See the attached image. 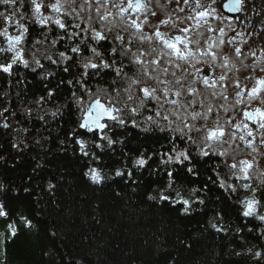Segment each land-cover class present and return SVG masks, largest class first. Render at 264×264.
I'll return each mask as SVG.
<instances>
[{
  "label": "clouds",
  "instance_id": "1",
  "mask_svg": "<svg viewBox=\"0 0 264 264\" xmlns=\"http://www.w3.org/2000/svg\"><path fill=\"white\" fill-rule=\"evenodd\" d=\"M35 2L37 0H0V6H3L0 7V21L10 16L24 39L28 33L25 20L32 24L49 25L39 32V39L33 37L32 43L26 48L28 58L19 62L17 60L20 49L25 47L23 43L11 57L12 64H23L25 69L36 74L35 79L42 83L43 89H47L43 94L37 92L30 96L28 85L24 82L27 80L28 84H33L34 80L28 79L25 72L12 74L19 75L20 80L12 85L14 91L5 89L0 92V98L10 105L13 94L19 97L18 107L12 116L15 117L19 111L23 119L29 122L28 127H23L20 121L13 120L17 125L15 131L26 133L33 120L40 121L41 127L31 139L34 146L47 151L50 145L43 141H50L51 137L40 133L47 126L55 125L48 127L47 131L59 137L57 143L60 147L56 150L61 154L69 151L74 158L77 152L83 153L87 158V167L82 176L94 188L112 183L127 173L123 183L128 185L129 180L132 181V186L128 188L131 193H138V185L143 184L148 177L156 181L144 196L148 205L161 208L165 199H169L170 207L182 202L184 206L178 210L181 217L203 214L206 207H214V213H209L199 228L204 230L203 234L209 231L215 233L217 244L195 257L193 264H223L224 259L241 258L246 264H264V128L259 122L254 127L250 126L248 117L244 115L246 108H264V95L253 91L244 94L247 77L239 75L251 69L252 79L247 82L253 85L251 90L254 89L257 76L264 79V52L248 64L246 61L251 53L245 52L241 56L238 47L234 51L231 48L228 52L224 51V36L219 35L218 29L213 35L209 31L212 25L205 23L208 19L200 17L198 20L196 16L199 10L206 7L211 9L214 0H199V3L197 0H191L190 3L186 0L185 6L190 10L188 17H177L175 10L168 12L167 3L161 5L160 0H145L143 7L138 8L143 12L142 17L148 16L154 14L152 5L155 3L165 16L171 15L180 22L188 19L193 47L189 49L186 46L183 49L186 56L177 54L170 47L169 40L176 39L175 33L179 31L176 23L167 26L169 40L161 41L154 32L157 25L141 19L140 23L148 29L142 30L133 23L122 10L126 8V0H111V6L108 0L103 3L100 0H38L46 9H50L47 14L36 10ZM26 4L30 7L28 11H23ZM56 4H59V10L52 7ZM133 7L137 8L135 5ZM180 10L183 11V8ZM52 24L57 28L55 36L51 35ZM3 35L8 36L6 27ZM65 36L68 44L62 50L57 45ZM104 41H107L108 46L104 45ZM235 42L236 38L229 39V44L235 46ZM11 47L10 43L6 48L0 47L3 50L0 53ZM0 63L3 61L0 60ZM205 68L213 75H205L201 71ZM237 80L239 85L236 84ZM53 84L55 87H49ZM143 89L148 90L147 94ZM98 98L119 109L117 119L108 122L107 131L99 140L79 131L84 112L88 110L90 102ZM4 111L7 109H0V117H4ZM65 120L69 121L66 138L61 134ZM57 121H60L58 125ZM4 127L9 125L5 124ZM129 129H134L140 139L156 136L164 139L154 152H149L147 147L136 153L129 152L126 151V141L133 135ZM216 129H223L224 134L217 132L210 136V130ZM17 143L29 147L23 137ZM76 145H79L78 150ZM164 147L167 151L161 154L160 150ZM73 148L74 152L71 151ZM118 149L123 152V156L117 153ZM154 154L158 156V162L149 166L148 162L153 160ZM107 156H112L119 163L107 167ZM205 158L211 161L206 167H211L217 178L211 180L205 173L207 179L218 189H223V195L235 207L236 214L230 213L228 218L218 204L206 206V201L211 198L208 185L202 188L199 184L190 183V178L195 180L200 177L202 169L199 163H203ZM242 161L250 162L251 167L248 168ZM81 163H84L83 159ZM233 164L236 166L232 167ZM42 166V163L38 164V167ZM133 169L137 172L135 177L132 176ZM93 170L98 171L94 173ZM233 177L238 179L233 181ZM5 189L6 185L0 180V193ZM55 189L56 184L49 179L45 191L55 197ZM113 191L117 197L126 195L115 185ZM215 199L220 201L221 197L216 195ZM251 201H255V204L249 210L248 203ZM131 202L139 204L136 197ZM125 203L129 201L125 200ZM5 204L6 201L0 198V249L6 239L11 243L21 230L39 231L25 209L21 208L13 215L12 209L6 208ZM37 207L41 205L37 204ZM142 211H148L147 206ZM36 214L40 215L39 212ZM195 227L192 225L189 232ZM158 230L162 232L163 227ZM49 234L56 236L57 233L55 229H49ZM221 234L227 237L223 259L219 246ZM200 235L197 230L191 237L177 236L175 239L178 245L191 250L193 240ZM233 238L236 243L231 242ZM160 250L168 251L167 248ZM0 256H3L2 251ZM178 259L179 256H174L169 264H176ZM75 264H84V260L77 259Z\"/></svg>",
  "mask_w": 264,
  "mask_h": 264
},
{
  "label": "trees",
  "instance_id": "2",
  "mask_svg": "<svg viewBox=\"0 0 264 264\" xmlns=\"http://www.w3.org/2000/svg\"><path fill=\"white\" fill-rule=\"evenodd\" d=\"M100 2L103 3L104 0H100ZM174 2L175 0H160L161 5L167 3L168 12L175 10L177 17H188L185 11L182 13L176 11ZM108 3L111 6V0H108ZM29 7L26 4L23 11H28ZM152 8L154 14L143 17L142 11L136 13L130 10L125 13L133 21H138L139 26L137 27L142 30L148 29L145 24L140 23L141 19H144L147 23L157 25L154 32L159 36L157 34L158 26L167 19L151 22V17L165 16L164 12L159 10L155 3H153ZM48 11L50 9L42 8L43 14H47ZM165 17L168 18L167 26L176 23L177 25L191 27L188 19L180 22L171 15ZM24 23L28 28V33L23 41L25 47L22 49V54L24 58H28L29 53L26 48L32 43L33 37L39 39V32L44 31L49 25L32 24L27 20ZM68 23L71 24V21L69 20ZM7 25V20L0 21V34L5 27L7 28ZM50 26L53 28L51 35L55 36L57 28L54 24ZM81 27H84V25L81 24ZM7 29L14 32L17 28L11 22ZM75 42L73 41V43ZM103 43L108 46L107 41ZM66 44H68L67 36L59 42L57 47L63 50ZM201 44L203 45V40ZM185 47L180 48L181 53H184L183 49ZM187 47L191 49L193 46L190 43ZM202 48L201 51H203ZM229 49L227 46L224 51L228 52ZM13 55H15L14 52L0 53V60L3 61L0 64L10 63ZM241 56H243V53ZM254 59V56L250 55L246 63L251 64ZM160 62H163L162 58ZM42 63L44 62L42 61ZM18 72H25L28 79L34 80L33 84H28L27 80L24 82L28 85L30 96H34L37 92L43 94L44 91H47V89H43L42 83L35 79L36 74L25 69L23 64L18 63L13 65L11 73H5L0 69V92L5 89H9L10 92L14 91L12 85L20 80V76H13L12 74ZM250 72L251 69L247 73H239L240 76L247 77L245 84H248L247 81L252 79ZM258 72L259 69H257ZM249 75L250 78H248ZM9 81H11V84ZM49 87H55V85ZM65 89H67L66 85ZM248 90L247 93L250 94ZM23 95L22 92L21 96ZM18 100L19 97H15L13 94L9 105L0 98V109H7V111H4V117L7 118L6 124L9 125L8 128L2 126L5 125L2 123L4 117H0V158H2L0 159V180L6 185L4 192L0 193V198L6 201L5 207L11 208L13 215L21 208L25 209L30 219L38 226L39 231L25 232L21 230L11 243H8L6 239L3 248L0 249L3 252L0 264H69V261H71V264H75L76 260L81 258L84 260V264H169L174 256H179L176 264H193L195 257L201 256L205 250H210L216 246L215 233L209 231L207 234H203L204 230L199 228L200 223L204 222L207 215L214 213V207H206L203 214L197 213L193 217H181L178 210L184 206L182 202L170 207L169 199H165L163 201L164 206L161 208L148 205L144 200V196L150 190L151 185L156 182L151 180V177L145 179L143 184L138 185L140 189L138 193L128 192V188L132 186L131 180H129L128 185L123 183L127 173H125V177L117 178L116 181L105 184L101 188L90 186L82 176L87 167V158L84 157L83 153L77 152V156L74 158L73 155L69 154V151H64L61 154L60 151L56 150L60 147L57 143L59 137L47 131L48 127L55 125L47 126L44 132L40 133V135L46 134L51 137L50 141H43L44 144L50 145L47 151H42L38 146H34L31 139L37 135V129L41 127L40 121L33 120L30 130L26 133L15 131L17 125L13 123V120L20 121L23 127H28L29 124L26 119H23L22 113L19 111L16 112L15 117L12 116V112L18 107ZM26 101L27 97H25ZM59 123L60 121L56 122L57 125ZM68 123V120L64 121L65 127L61 133L65 138ZM79 131L82 134L93 135L98 140L102 139L103 133H87L80 129ZM129 131H132L133 135L126 141V151L133 153L144 147H147L149 152H154L164 139L160 136L140 139L134 129H129ZM21 137L29 147L25 148L24 143H17ZM73 139L75 138L73 137ZM181 144H183V141H181ZM65 147L67 146L65 145ZM76 148L78 150L79 145H76ZM71 151L74 152L75 148ZM164 151H167L166 147L160 150L161 154ZM117 153L123 156V152L119 149ZM97 154L99 155V153ZM81 159L84 160V163H81ZM107 159V167L119 163L112 156H107ZM157 162L158 156L154 154L153 160L148 163L151 166ZM194 162L199 163L198 161ZM41 163L43 166L38 167V164ZM210 163L211 161L208 158H205L203 163H199V168L202 169L200 177L195 180L190 178V183L199 184L202 188L208 185L211 198L206 201V206L218 204L225 217L228 218L230 213L236 214V210L234 206L229 204L227 197L223 195V189H218L211 183V180L217 178L212 173L211 167H206ZM145 172H147V168ZM205 173L211 177V180L207 179ZM172 174L175 176V173ZM136 175L137 172L133 169L132 176L135 177ZM49 179L56 184L55 197L50 196L45 191V184ZM232 179L235 181L238 178L233 177ZM137 184H139V180ZM113 185L120 188L126 195L117 197L113 191ZM26 189H30V191H26ZM216 195L221 197L220 201L215 199ZM34 197L43 198L34 199ZM133 197H136L139 204L131 202ZM125 200H128L129 203L126 204ZM37 204L41 207L38 208ZM144 206H147L148 211H142ZM37 212L40 215H37ZM237 219H239V216ZM248 222L249 224L252 223L251 220ZM192 225H196V227L189 232L188 229ZM161 226L163 227L162 232L158 230ZM49 229H55L56 236L50 235ZM197 230L201 235L198 239L193 240L191 250H186L183 246L178 245L175 239L177 236L182 238L191 237ZM248 235L251 236V234ZM225 241H227V237L221 234L219 241L221 259H223V250L227 247ZM231 242L236 243L235 238ZM163 248H167L168 251H161L160 249ZM45 253H48V255L45 256ZM223 264H246V262L243 258L224 259Z\"/></svg>",
  "mask_w": 264,
  "mask_h": 264
},
{
  "label": "rangeland",
  "instance_id": "3",
  "mask_svg": "<svg viewBox=\"0 0 264 264\" xmlns=\"http://www.w3.org/2000/svg\"><path fill=\"white\" fill-rule=\"evenodd\" d=\"M225 0H214V4L211 7V9L214 8V14L213 15H202V13H207L209 11V8H204L202 10H199L196 12L197 19L199 20L200 17H205L208 19V21H205V23L211 24L212 28L209 30L213 35L216 34L217 29L219 30V35L224 36L225 40V48L228 46V48L235 50L236 47L239 48L240 53L244 54L245 52L253 53L255 55L254 58L257 55H260L261 52H264V8L262 9V4L264 5V0H245L244 2L242 1V9H245L242 14H239L237 16H227L225 17L224 14L220 13V6ZM138 0H126L125 7L127 11H134V12H139L141 11L138 8L134 7H128L129 3L136 4ZM140 3H145V0H139ZM187 2H191V0H187ZM199 3V0H197ZM174 4L176 5V11H180V13L185 11V14H189V9L185 6L186 0H179V3H177V0H175ZM183 8V11L180 9ZM260 11H259V10ZM258 17V18H257ZM220 18V19H218ZM151 22L155 20H164L161 22V24L158 26L159 28L157 29L158 32L157 34L159 35L158 37L161 38L162 41L169 40V35L168 33V28H167V21L168 18L165 16H160V17H151ZM258 19V20H257ZM11 25V23L8 21L7 28ZM231 27V31H229V28ZM179 31L175 33L176 37H183V43L176 39H173V41L169 40V42H175L179 45V47H185L191 43V40L193 39L190 31L191 27H185L183 25H178ZM215 29V31H213ZM223 30V31H222ZM8 35L14 36L18 34V30L16 29L15 31L17 32H11L8 30ZM184 33H187L188 35L185 36ZM207 35V34H205ZM230 38H236L235 46L229 44V39ZM8 38L3 35V32L0 34V47H8L9 44H7ZM213 48H214V42H213ZM203 50V48H202ZM205 69H202V72H205ZM206 74L208 76H212L213 73L207 69ZM251 75V74H250ZM250 75L248 78H250ZM259 75L257 76V79H259ZM257 79L254 82L255 86L257 87ZM250 84H245L244 89L246 88L249 92H251V87L253 85ZM248 109V108H246ZM250 109V108H249ZM85 114V112H84ZM83 114V116H84ZM83 119V118H82ZM7 119L3 120V124H6ZM82 121V120H81ZM258 123L257 120H248V124L250 126H255ZM4 126V125H2ZM8 128V127H5ZM81 130V129H80ZM84 131V130H82ZM87 132V130L85 131ZM95 132H100V131H95ZM104 132L101 131L100 134ZM90 133V132H87ZM94 133V132H92ZM2 262V256H0V263Z\"/></svg>",
  "mask_w": 264,
  "mask_h": 264
},
{
  "label": "snow or ice",
  "instance_id": "4",
  "mask_svg": "<svg viewBox=\"0 0 264 264\" xmlns=\"http://www.w3.org/2000/svg\"><path fill=\"white\" fill-rule=\"evenodd\" d=\"M235 4H241L242 5V0H234ZM133 5H135L137 8L143 7V3H140L139 0L136 4H132L129 3L128 7H133ZM34 7L36 10H38L39 12H41V14H43L42 12V8H44L45 6L41 3L35 2ZM55 10H59V4L53 5L52 6ZM231 7V5H230ZM123 11L127 12V9L124 8L122 9ZM237 10H240L239 8ZM214 14V8L213 9H209V11L207 13H202V15H213ZM7 21H9L10 23L12 22L11 17H7L6 19ZM17 24H19V21L16 22ZM133 23H135L137 26H139L138 21H133ZM18 30V34L16 36H10L8 35V40L9 43L12 45V47L3 53H7V52H16V50L19 48V45L21 43H23L24 41V36L20 34V30L17 28ZM213 31H215V29H213ZM223 31V30H222ZM177 40L180 41L181 43H183L184 38L183 37H177ZM170 47L174 48L175 51L177 52V54H182V55H187V53H181L180 47L177 43L175 42H171L170 43ZM3 51V50H0ZM253 55H255L253 53ZM24 56L22 54V49H20L19 51V55L17 57L18 62L23 60ZM13 65L11 62L10 63H6V64H0V69H2L3 72L5 73H11L13 70ZM206 71L205 70V75H206ZM236 84L239 85V81H236ZM257 87H255L254 89H252L251 91H253L256 94H262L264 93V79L259 78L257 79ZM143 92H145L147 94L148 90L147 89H143ZM247 93V89H245L244 94ZM81 102H83V98H81ZM119 111V109H117L114 105H110L109 103H106L103 99L98 98L92 102H90L88 110L85 112L86 115V119L84 120V123L82 124V127L84 128H88L89 125H94L96 128L101 129L107 131L108 128V122L109 121H115L117 119L116 113ZM244 115L248 117V119H255L260 123V126L262 128H264V108H259L257 107L255 110L252 109H245L244 110ZM107 117L108 119L105 121L103 120V117ZM103 132V133H104ZM217 132H219L221 135L224 134V130L223 129H216V130H210V136H214ZM103 138V134L102 137ZM143 160V158H142ZM242 164H247V167L250 168L251 167V163L250 162H241ZM236 165L233 164L232 167H235ZM242 170H246V169H242ZM94 173L98 170H93ZM187 203V202H186ZM255 204V201H251L248 203V208L249 210H251L253 208V205ZM5 215L7 213H4Z\"/></svg>",
  "mask_w": 264,
  "mask_h": 264
},
{
  "label": "water",
  "instance_id": "5",
  "mask_svg": "<svg viewBox=\"0 0 264 264\" xmlns=\"http://www.w3.org/2000/svg\"><path fill=\"white\" fill-rule=\"evenodd\" d=\"M230 5H231V7H230ZM241 7H242V5L241 4H235L234 3V0H225L223 3H222V9H224L225 11H227L228 12V15L227 16H236L237 15V12L239 11V10H237L238 8L239 9H241ZM7 38H8V36H6ZM171 41H173V40H171ZM7 44H9V40H8V42H7ZM87 117H86V115L84 114V116H83V119H82V121H81V124H83L84 123V120L86 119ZM108 118L105 116V117H103V120H107ZM250 120V119H249ZM251 120H255V119H251ZM81 130H84V131H86L87 130V132H90V133H92V132H95V131H103V130H101V129H98V128H96L94 125H89V127L88 128H84V127H81L80 128Z\"/></svg>",
  "mask_w": 264,
  "mask_h": 264
},
{
  "label": "bare ground",
  "instance_id": "6",
  "mask_svg": "<svg viewBox=\"0 0 264 264\" xmlns=\"http://www.w3.org/2000/svg\"><path fill=\"white\" fill-rule=\"evenodd\" d=\"M243 2L245 1V0H242ZM262 9L264 8V5L262 4ZM259 10V9H258ZM244 11H246L245 9H240L238 12H237V15H239V14H242ZM260 11V10H259ZM220 13H222V14H224L225 15V17H227V15H228V12L227 11H225L224 9H222V4H221V6H220ZM236 15V16H237ZM231 16V15H230ZM258 18V17H257ZM218 19H220V18H218ZM258 20V19H257ZM101 183H103V182H101Z\"/></svg>",
  "mask_w": 264,
  "mask_h": 264
}]
</instances>
